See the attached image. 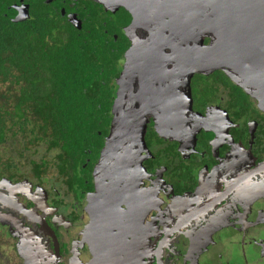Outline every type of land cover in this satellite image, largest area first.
Instances as JSON below:
<instances>
[{"label":"flooded vegetation","instance_id":"flooded-vegetation-1","mask_svg":"<svg viewBox=\"0 0 264 264\" xmlns=\"http://www.w3.org/2000/svg\"><path fill=\"white\" fill-rule=\"evenodd\" d=\"M113 2L0 0L12 21L52 18L77 31L101 69L99 52L116 56L101 87L108 122L99 119L64 172L55 152L2 171L0 180L18 187L0 202V264H264V88L220 69L185 72L167 38L156 47L164 55L148 56L153 24L133 16L146 4L137 0L129 13ZM150 19L169 21L158 11ZM131 47L141 51L126 58ZM134 112L145 145L132 161L122 126L134 125ZM112 134L127 152H116V172L130 167L109 181L97 168Z\"/></svg>","mask_w":264,"mask_h":264},{"label":"trees","instance_id":"trees-1","mask_svg":"<svg viewBox=\"0 0 264 264\" xmlns=\"http://www.w3.org/2000/svg\"><path fill=\"white\" fill-rule=\"evenodd\" d=\"M86 43L52 18L15 22L0 12V175L54 152L63 173L99 119L108 122L101 87L116 56L99 52L101 69Z\"/></svg>","mask_w":264,"mask_h":264},{"label":"water","instance_id":"water-1","mask_svg":"<svg viewBox=\"0 0 264 264\" xmlns=\"http://www.w3.org/2000/svg\"><path fill=\"white\" fill-rule=\"evenodd\" d=\"M136 1L114 0L113 4L121 5L130 13L132 4L136 5ZM141 1L146 4L145 8L138 9L136 15L133 16L142 18L145 23L153 24L152 29L147 31L148 42L153 43V46L148 47V56L164 55V52H158L156 47L164 50L162 46L167 38L169 47L173 51L176 49L179 51L176 65L181 66V69L185 67V72H189V74L195 71L209 73L220 69L226 75H230L236 84L251 89L254 87L258 90L264 88V0ZM155 11H158L164 18L167 16L168 24L166 21L159 20L158 25L155 20H151L150 14L153 15ZM132 24L134 25L133 21ZM132 24L128 23V28L124 29L127 34ZM146 25L148 24L142 26ZM172 34L175 37H172ZM206 39L208 42H205ZM138 51L141 49L131 47L126 52V58L138 55ZM154 63L157 64V61ZM147 65L149 63L146 61L144 66ZM151 69V66H148L147 71L155 72ZM185 107H187L186 103ZM140 117L142 116L134 112L132 117L134 125L125 128L122 126L124 132L133 141L132 161L136 159L140 149L145 145V125L143 126ZM118 137L119 135L112 134L106 141L105 156L97 168V172L101 171L100 175H105L109 181L126 176L130 167L129 163L124 175L123 172L115 170L116 152L127 153L122 149L116 150L115 147L120 143ZM122 161L124 160L120 159V162ZM105 162L108 165H102ZM104 166H107L104 170L99 169ZM17 187L16 183H11L5 178L1 179L0 202L5 200L6 193L4 191L6 192L7 188Z\"/></svg>","mask_w":264,"mask_h":264}]
</instances>
